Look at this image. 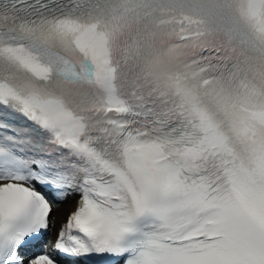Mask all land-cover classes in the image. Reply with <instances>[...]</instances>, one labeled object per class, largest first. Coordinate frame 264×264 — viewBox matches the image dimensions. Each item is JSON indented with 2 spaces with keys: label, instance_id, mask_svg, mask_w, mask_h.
Instances as JSON below:
<instances>
[{
  "label": "snow or ice",
  "instance_id": "snow-or-ice-1",
  "mask_svg": "<svg viewBox=\"0 0 264 264\" xmlns=\"http://www.w3.org/2000/svg\"><path fill=\"white\" fill-rule=\"evenodd\" d=\"M0 264H264V0H0Z\"/></svg>",
  "mask_w": 264,
  "mask_h": 264
}]
</instances>
